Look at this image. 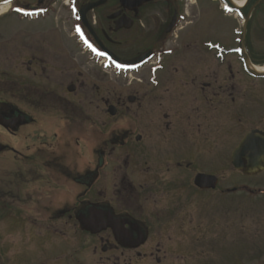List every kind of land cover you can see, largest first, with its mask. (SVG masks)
Instances as JSON below:
<instances>
[{"label":"flooded vegetation","instance_id":"af4514ba","mask_svg":"<svg viewBox=\"0 0 264 264\" xmlns=\"http://www.w3.org/2000/svg\"><path fill=\"white\" fill-rule=\"evenodd\" d=\"M3 7L0 238L50 251L40 264H209L210 215L264 196L230 184L264 174V0ZM230 232L243 254L214 263L264 258Z\"/></svg>","mask_w":264,"mask_h":264},{"label":"rangeland","instance_id":"374dc122","mask_svg":"<svg viewBox=\"0 0 264 264\" xmlns=\"http://www.w3.org/2000/svg\"><path fill=\"white\" fill-rule=\"evenodd\" d=\"M6 10L7 8L3 7L0 9V14H4ZM13 24L18 26L19 23L16 24L13 22ZM203 25H195L191 27L190 30L198 35L201 42L215 39L216 32L213 26L214 23L203 22ZM0 26L3 27L4 22H0ZM15 30L18 31V28L16 27ZM1 31L4 32L3 29ZM4 37L0 38V41L4 39ZM5 62L6 55L0 54V65L5 66ZM18 74L19 71L13 69V76L18 77ZM141 76L144 79L149 78L147 73ZM123 121L130 124L133 123L135 119L124 118ZM145 122H148V120L145 119ZM245 179L246 178L242 177L241 175H236L232 179L234 181L230 182V184L233 186L236 184L235 186L237 188H241L242 186L246 185L253 190L264 191V174L256 176L251 180L245 181ZM238 198L240 197L238 196ZM250 202L248 201V203H241L238 200L235 206V211H231L230 207L232 205L230 206L229 203H226L222 206H219L220 211H218L214 216L210 215L211 218L209 219L208 223L215 225V230L211 232L214 237V243L211 242L210 244H206V247L215 253L213 258L217 260H213L212 255L210 256V260H208L209 255H207L206 262L209 264H216L214 262L217 261L218 263L219 259H222V262L230 248H232V251L236 252L237 254H239V252L243 254V250L245 248L244 245L237 244L229 248L227 241L228 239H231L230 230L237 232V240L240 238H249L252 240V245L249 247V252H257L260 250V248L264 251V196H262V194H258L257 197L252 198ZM1 233H3V231H0V235ZM18 244H20V242L16 235H13L12 237L7 236L4 239L0 238V264H40L52 261L54 259L51 256V252L47 249H40L38 246L34 247L32 245L26 250H22ZM257 244H260V246ZM22 251L24 252L21 256ZM217 251L220 252L221 256L220 254H217ZM242 261L243 262H241V264H264V258L256 257L255 255H252V257L248 260L243 259Z\"/></svg>","mask_w":264,"mask_h":264},{"label":"water","instance_id":"95a60500","mask_svg":"<svg viewBox=\"0 0 264 264\" xmlns=\"http://www.w3.org/2000/svg\"><path fill=\"white\" fill-rule=\"evenodd\" d=\"M144 60V57L140 58L139 60H137L138 62H142ZM137 62V63H138ZM250 142H254L256 144H261L262 142L259 140V138L255 135V132L249 134L245 139L244 141L241 143V146L239 147L238 150H241V149H245V147L250 143ZM238 169H240L238 167Z\"/></svg>","mask_w":264,"mask_h":264},{"label":"bare ground","instance_id":"6f19581e","mask_svg":"<svg viewBox=\"0 0 264 264\" xmlns=\"http://www.w3.org/2000/svg\"><path fill=\"white\" fill-rule=\"evenodd\" d=\"M258 72H264V69H260V70H258Z\"/></svg>","mask_w":264,"mask_h":264},{"label":"snow or ice","instance_id":"6c2138e0","mask_svg":"<svg viewBox=\"0 0 264 264\" xmlns=\"http://www.w3.org/2000/svg\"><path fill=\"white\" fill-rule=\"evenodd\" d=\"M17 10H19V9H17ZM77 31H79V29H77Z\"/></svg>","mask_w":264,"mask_h":264}]
</instances>
